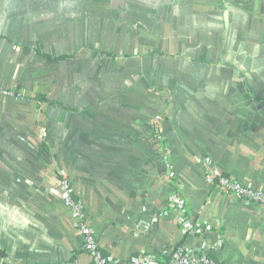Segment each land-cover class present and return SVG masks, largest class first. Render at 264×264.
<instances>
[{
    "label": "crops",
    "instance_id": "1",
    "mask_svg": "<svg viewBox=\"0 0 264 264\" xmlns=\"http://www.w3.org/2000/svg\"><path fill=\"white\" fill-rule=\"evenodd\" d=\"M23 9L0 0V87L21 95L0 97V264H92L56 193L62 175L120 264L144 254L167 264L177 247L205 243L225 264H264V204L213 183L224 174L264 192V0H113L149 51L131 70L145 78L110 101L24 84L30 60L60 65L80 53L55 54L41 26L17 17ZM62 55L71 57L52 60ZM162 71L180 84L155 85ZM152 112L163 136H153ZM174 196L209 224L204 234L185 233Z\"/></svg>",
    "mask_w": 264,
    "mask_h": 264
},
{
    "label": "rangeland",
    "instance_id": "2",
    "mask_svg": "<svg viewBox=\"0 0 264 264\" xmlns=\"http://www.w3.org/2000/svg\"><path fill=\"white\" fill-rule=\"evenodd\" d=\"M21 4L24 9L22 13H16L17 17L25 25L41 26V29L38 28V32L42 33L39 38H46V46L53 47L55 54L75 50L80 53L77 58L60 65L30 60L24 76V84L29 88H49L51 98L64 99L66 96L77 101L80 95H85L88 99L110 101L111 96L124 90L125 85L137 84V79L145 78L136 77L131 70L136 68L135 60L139 64L143 62L141 58L147 55L149 49L135 44L134 37L142 38L143 35L139 29L135 33L134 29L129 31V12L121 13L120 19L118 14H113V0H21ZM159 47L168 54H178L179 46L154 45L156 49ZM141 51L143 54L140 55ZM228 51L240 52L239 44L231 46ZM184 64L188 66L190 62L185 61ZM162 73L164 76L153 78L155 85L168 84L170 87L177 83L179 78L166 75V71ZM176 90L175 87L171 91ZM158 119L153 115V136H163L155 128L158 123L154 121Z\"/></svg>",
    "mask_w": 264,
    "mask_h": 264
},
{
    "label": "built area",
    "instance_id": "3",
    "mask_svg": "<svg viewBox=\"0 0 264 264\" xmlns=\"http://www.w3.org/2000/svg\"><path fill=\"white\" fill-rule=\"evenodd\" d=\"M0 97L21 98L18 93L0 87ZM217 180L213 182L217 187L232 193L243 200H251L264 204V192L250 186H245L227 175L218 174ZM215 180V179H214ZM65 204L72 210L77 220V226L84 239V249L89 254L92 264H120L108 257L100 248L97 240L96 230L88 223L86 218V207L82 200L75 198L71 182L66 175H62L61 187L56 191ZM171 206L177 213L178 221L189 236L196 237L205 233L210 228L209 224L202 220H193L186 207L183 198L174 196ZM218 244H201L200 246H179L173 250L170 261L167 264H225L213 257L218 249ZM145 255V254H144ZM142 256L134 258L130 264H162L153 256Z\"/></svg>",
    "mask_w": 264,
    "mask_h": 264
},
{
    "label": "trees",
    "instance_id": "4",
    "mask_svg": "<svg viewBox=\"0 0 264 264\" xmlns=\"http://www.w3.org/2000/svg\"><path fill=\"white\" fill-rule=\"evenodd\" d=\"M107 55H108V56H111V54H108V53H107ZM69 57H71V56H69V55H62V56L57 57V58L52 59V60H55V61H57V62H61V61L65 60V59H67V58H69ZM40 97H41V98L43 97L44 99H46V96H45L44 94H41Z\"/></svg>",
    "mask_w": 264,
    "mask_h": 264
}]
</instances>
